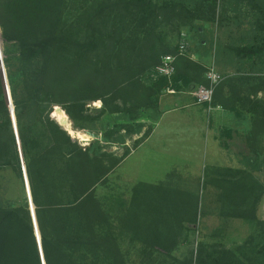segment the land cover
<instances>
[{"label":"trees","instance_id":"obj_1","mask_svg":"<svg viewBox=\"0 0 264 264\" xmlns=\"http://www.w3.org/2000/svg\"><path fill=\"white\" fill-rule=\"evenodd\" d=\"M220 12L252 19L241 43L222 45L218 54L233 58L242 83L258 79L257 73L264 70V0H0L9 83L46 264H130L117 224L96 194L97 186L129 153H111L107 143L121 141V129L136 132L140 111H159L164 91L178 88L182 78L208 84L200 74L204 65L186 56L177 58L172 78L153 80L146 75L164 55L177 52L167 28L215 22ZM217 89L215 102L228 107ZM97 100L102 105L93 115L88 104ZM33 111L35 118H26ZM107 114L123 116L131 124L116 122L114 129L105 125L102 139L90 144L70 131L90 130ZM11 123L0 71V169L11 166L19 171ZM237 172L245 177V170ZM250 185L246 181L239 197L232 191L231 200L249 198ZM246 211L240 215L255 219L264 230V221ZM147 212L131 211L126 222L134 233L149 238L140 253L143 263L151 264L158 252L152 237L171 252L175 244L159 242L177 227H167L164 221L152 224L148 220L156 212ZM195 218L188 219L193 223ZM192 252L188 261L173 256L171 263L264 264V240L253 246L244 243L237 251L202 242L195 261ZM0 264H43L26 201L0 206Z\"/></svg>","mask_w":264,"mask_h":264},{"label":"rangeland","instance_id":"obj_2","mask_svg":"<svg viewBox=\"0 0 264 264\" xmlns=\"http://www.w3.org/2000/svg\"><path fill=\"white\" fill-rule=\"evenodd\" d=\"M251 21V18L237 16L233 12L227 15L220 12L215 22L198 20L192 26L180 29L167 28L168 39L175 50L178 48L181 33L188 32L191 47L186 57L190 58L193 50L199 51L202 56L199 62L204 65V71L200 70L202 78L206 77L212 65L222 74L223 79L217 91L219 99L228 107L216 103L215 98L212 104L206 105L209 111L216 106H219L220 110L229 109L232 119L229 126L226 122L220 123L219 130L215 134L216 155L214 157L213 153L210 155V159L213 160L217 157L218 161L215 165L212 163L200 165L194 159L189 165L179 164L180 167H176L174 172L164 179L147 184L139 180L143 175L141 172L137 174L134 167L127 168L126 165L119 167V164L97 186L96 194L104 201L105 207L117 224L119 241L130 264H144L140 246L144 243V239L149 240L148 237L144 238L134 233L133 227L126 222V216L131 211L148 213L147 211L152 209L156 212V217L150 216L148 222L161 224L164 221L167 227V224L177 227L174 230L176 233L167 235L163 238L164 241L159 242L175 244L171 252L157 245V241L152 237L151 242L158 250L156 264H167V262L172 264L173 256L186 262L191 258L192 250L195 261L202 242L237 251L244 243L253 246L264 240V230L257 225L256 220L240 215L242 212L246 214L248 212L246 210H249L256 213L260 221H264V70L257 73L258 79L242 83L237 79L240 75L233 58H222L218 54L222 45L241 43L244 34L250 30ZM2 77L9 81L8 68L5 75L2 73ZM197 77L195 74L194 78ZM146 78L156 79L151 76V72ZM8 81L6 97L9 117L21 160L19 171L11 166L0 169V206H14L26 201L30 207L24 174V170H27L26 162L17 140L13 115L17 127L18 118ZM186 83L183 84L179 80L177 83L179 87L173 88L174 92H169L167 88L162 98L164 99L166 94L175 93L176 89L192 92L197 85L193 81ZM255 89H258L256 93ZM101 105V100L92 101L88 104L89 112L96 115V109ZM140 113L142 117L136 126L137 131L128 133L121 129L118 135L122 138L121 141L107 143L106 150L118 156L124 155L127 151L130 153L151 131L162 113V106L159 111L142 109ZM35 116L36 112L33 111L28 113L26 118H35ZM116 122L131 124L123 116L107 114L97 123L92 124L90 130H77L71 127L70 131L81 134L90 144L95 139H102L105 125L114 129ZM219 166L224 167L219 170ZM240 169L246 171L245 177L235 172ZM246 181L251 182L249 198H236L232 201V191L236 197H239L244 192ZM167 214H170V217ZM191 216L196 217L193 223L188 219ZM140 221H144V218L142 217Z\"/></svg>","mask_w":264,"mask_h":264},{"label":"crops","instance_id":"obj_3","mask_svg":"<svg viewBox=\"0 0 264 264\" xmlns=\"http://www.w3.org/2000/svg\"><path fill=\"white\" fill-rule=\"evenodd\" d=\"M198 52L193 50L190 54V58L197 62L202 59ZM179 71L182 68L179 67ZM181 82L187 84L184 78ZM161 106L162 113L149 135L122 160L119 167H134L137 174H143L139 180L151 184L174 172L176 167H180L179 164L189 165L194 159L200 165L217 164V157L210 159L212 153L213 157L216 155L215 134L220 123L230 125V110H220L216 106L209 111L206 104L196 102L191 90L177 89L175 93L162 98ZM223 167L219 166L218 169L222 170Z\"/></svg>","mask_w":264,"mask_h":264},{"label":"built area","instance_id":"obj_4","mask_svg":"<svg viewBox=\"0 0 264 264\" xmlns=\"http://www.w3.org/2000/svg\"><path fill=\"white\" fill-rule=\"evenodd\" d=\"M191 47V41L189 34L186 31L181 33L180 41L178 44L176 53H169L162 57L160 63L156 65L151 71V76L158 78L159 76H167L172 78L177 71L176 61L179 56H187L188 51ZM0 71L5 75L7 72V64L5 59V47L2 36V28L0 26ZM206 77L208 79V84H200L193 88L192 94L195 97L197 103L200 104H212L214 101L215 91L219 84L221 83L223 76L216 69L215 66H210ZM7 78H5L4 83L7 90ZM9 82V81H8ZM169 92H174L175 89L168 87Z\"/></svg>","mask_w":264,"mask_h":264},{"label":"water","instance_id":"obj_5","mask_svg":"<svg viewBox=\"0 0 264 264\" xmlns=\"http://www.w3.org/2000/svg\"><path fill=\"white\" fill-rule=\"evenodd\" d=\"M11 111L13 112L12 106H11ZM13 122H14V126H15V129H16V133H17V138H18L17 140H18L19 148L21 150L22 149L21 141H20V137H19L18 127L16 125V121L14 120V115H13ZM72 125H73V123H72ZM72 137L76 138L73 135H72ZM21 155H22V152H21ZM24 174H25V183H26V187H27V191H28V197H30L29 198V203H30V210H31V213H32V216H33L35 233H36V236H37L38 241H39V246H40V250H41V254H42V258H43V264H46V261H45L44 256H43V250H42V244H41V235H40V230H39L38 221H37V217H36V211H35V209H32V205L34 206V202H33V198L31 197V188H30L29 178H28V174H27V170L26 169L24 170Z\"/></svg>","mask_w":264,"mask_h":264}]
</instances>
